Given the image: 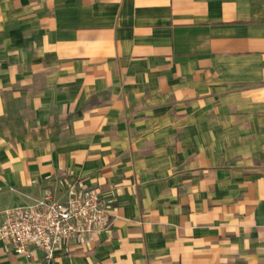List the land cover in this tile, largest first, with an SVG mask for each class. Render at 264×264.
<instances>
[{
    "label": "crops",
    "instance_id": "0c3cea01",
    "mask_svg": "<svg viewBox=\"0 0 264 264\" xmlns=\"http://www.w3.org/2000/svg\"><path fill=\"white\" fill-rule=\"evenodd\" d=\"M69 180L111 226L0 264H264V0H0V221Z\"/></svg>",
    "mask_w": 264,
    "mask_h": 264
},
{
    "label": "built area",
    "instance_id": "2783aa9c",
    "mask_svg": "<svg viewBox=\"0 0 264 264\" xmlns=\"http://www.w3.org/2000/svg\"><path fill=\"white\" fill-rule=\"evenodd\" d=\"M64 189L63 201L46 189L30 204L3 210L0 241L26 260L40 252L49 261L67 241L84 242L111 226L109 195L75 180L66 181Z\"/></svg>",
    "mask_w": 264,
    "mask_h": 264
}]
</instances>
